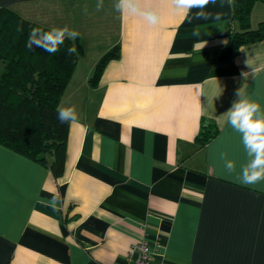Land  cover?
Instances as JSON below:
<instances>
[{
	"label": "crops",
	"instance_id": "obj_1",
	"mask_svg": "<svg viewBox=\"0 0 264 264\" xmlns=\"http://www.w3.org/2000/svg\"><path fill=\"white\" fill-rule=\"evenodd\" d=\"M96 3L0 0L41 26L75 29L82 47L58 103L77 112L61 175L0 144V264H131L143 236L158 243L150 264H264V181L242 185L241 136L217 124L243 85L264 111V37L231 47L234 0L210 3L207 18L146 0L155 27L114 0ZM250 9L256 28L264 2ZM203 122L217 132L200 144Z\"/></svg>",
	"mask_w": 264,
	"mask_h": 264
},
{
	"label": "trees",
	"instance_id": "obj_2",
	"mask_svg": "<svg viewBox=\"0 0 264 264\" xmlns=\"http://www.w3.org/2000/svg\"><path fill=\"white\" fill-rule=\"evenodd\" d=\"M255 1L234 0L237 29L231 33V47L264 37V21L250 27V8ZM33 29L50 30L23 19L9 7L0 6V144L47 164L61 175L69 122L58 120L57 106L72 76L82 47L77 39L65 40L60 50L50 54L42 47H27ZM75 45L76 53L67 49ZM118 57V47L106 51L95 64L89 82L95 85L110 59ZM217 128L203 122L197 141L204 144Z\"/></svg>",
	"mask_w": 264,
	"mask_h": 264
},
{
	"label": "clouds",
	"instance_id": "obj_3",
	"mask_svg": "<svg viewBox=\"0 0 264 264\" xmlns=\"http://www.w3.org/2000/svg\"><path fill=\"white\" fill-rule=\"evenodd\" d=\"M168 2L172 6L174 14L187 18L193 9H199L196 13L197 18H207L203 9L210 3H215V0H168ZM145 4L146 0H114V8L121 15L142 17L148 25L155 27L160 23V13L156 8L145 6ZM102 8L103 0H97L96 11H100ZM86 11L87 9H85ZM79 35L78 31L67 25L54 27L48 31L33 29L29 34L27 47L31 49L33 46H39L50 54H54L60 50V46L65 43V40L75 41ZM76 51L74 44L67 49L69 55ZM246 63L250 65L249 59ZM243 75L245 78L247 77V73ZM244 88L245 85L237 89L238 99L226 112L217 116V124L221 128L227 124L240 134L243 148L248 157V162L240 170V181L244 186H254L264 181V111L259 103L246 98ZM57 113V118L61 123L77 122V112L74 106L62 107L58 105ZM226 167L231 172L235 166L232 162H228Z\"/></svg>",
	"mask_w": 264,
	"mask_h": 264
},
{
	"label": "built area",
	"instance_id": "obj_4",
	"mask_svg": "<svg viewBox=\"0 0 264 264\" xmlns=\"http://www.w3.org/2000/svg\"><path fill=\"white\" fill-rule=\"evenodd\" d=\"M158 246L157 242H151L145 236L137 239L130 248L129 260L131 264H150L153 248Z\"/></svg>",
	"mask_w": 264,
	"mask_h": 264
},
{
	"label": "rangeland",
	"instance_id": "obj_5",
	"mask_svg": "<svg viewBox=\"0 0 264 264\" xmlns=\"http://www.w3.org/2000/svg\"><path fill=\"white\" fill-rule=\"evenodd\" d=\"M1 62H2V61H1V59H0V64H2Z\"/></svg>",
	"mask_w": 264,
	"mask_h": 264
}]
</instances>
